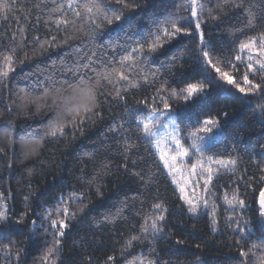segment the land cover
Returning a JSON list of instances; mask_svg holds the SVG:
<instances>
[{"label": "trees", "instance_id": "16d2710c", "mask_svg": "<svg viewBox=\"0 0 264 264\" xmlns=\"http://www.w3.org/2000/svg\"><path fill=\"white\" fill-rule=\"evenodd\" d=\"M37 2L26 0L23 7L27 10ZM84 2L74 0L73 7L83 12ZM182 2L135 0L139 7L134 11L126 10V19L113 25L97 19L100 27L87 16L75 18L67 0H56V4L44 0L42 9L38 13L33 11L28 20L22 12H17L21 17L19 23L13 18L0 20V53H10L14 46L11 34L18 32L21 25L27 37L25 45L17 47L15 58L24 59L27 53L28 59L22 65H15V72L6 81L7 88L0 85V113H3L0 147L5 148V153L0 154V193H3L9 216L7 224H0V229H9V236L16 241L13 251L23 249L19 264H40L48 247L54 243L53 234L57 230L44 218L49 211L51 219H63L68 225L63 237H55L61 240L60 254L53 257L57 264H106L108 256L115 257L111 264H130L137 257L142 258L144 264L149 260H155L156 264H242L239 249L247 251L252 244H261L257 201L264 184L252 183L245 187L243 182L239 183L240 198L247 207L235 212L236 218L241 227L244 221L250 220L251 227L256 229L254 234L245 236L239 230L233 231L235 224L229 228L225 221L213 232L208 215L188 212L154 145L138 130L137 120L146 117L148 109L143 103L137 105V101L147 100L163 109L160 97H169L172 88L203 83L205 92L200 94L202 102L196 107L185 104L182 99L169 98L181 138L185 141L186 134L200 128L204 119L217 118L221 139L207 149V154L222 159L239 158L237 177L243 175L247 180L260 175L254 161L264 163V148L260 147L264 145V123L261 122L264 115L257 107L264 105V93L245 96L219 80L214 69L199 58L198 36L180 35L163 41L164 46L147 62L138 56L139 66L128 75L134 80L138 79L137 73L140 77L147 75L148 83L140 79V87L122 91L123 99L116 97L112 86L105 84L100 91L106 88L112 95L100 97L99 115L85 122L74 134L69 126L63 137L45 136L56 112L46 107L37 111L36 105L30 103L23 106L26 102L22 97H40L46 88H67L82 76L86 81L89 77L95 80L94 72L83 67L77 71V64L88 63L90 68L100 69L109 61H119L133 48L140 45L146 48L151 33L165 26L166 19ZM60 3L65 5L66 18L76 23L58 31L54 19L62 13L48 10ZM258 4L259 0H244L245 7L254 6V13L264 16V6L255 7ZM182 14L189 15V12ZM215 14L218 20L202 24L205 39L215 49L213 63L231 72V68L225 67L224 58H228L241 70L236 76L239 81L245 67L244 58L234 60L240 55L239 44L264 31V20L258 19L254 28H248L247 13L230 5ZM49 15L53 20L46 25ZM36 36L41 40L56 36L57 46H47L48 51L41 52L39 44L33 40ZM65 38H68L67 44L63 43ZM93 53V59L88 60L85 54ZM47 103L51 104V98ZM138 108L144 110L137 111ZM7 121L12 122L11 129L7 128ZM6 130L13 140L10 147L6 144ZM125 140L133 145L127 152ZM37 141L40 142L37 154L26 156ZM237 182L231 172L221 173L219 178H214L211 187L223 195L233 191ZM25 196L29 198L27 201ZM158 203H163L166 209L163 211L165 219L161 223L163 231L153 236L150 218L161 214L153 207ZM65 207L69 209L68 216L62 214ZM57 209H61L60 215ZM73 212L75 216L71 215ZM22 215L23 221L16 224ZM146 219L148 234L141 230ZM133 236L141 239L133 240L132 247L125 251L127 241ZM8 243L9 240H0V247ZM254 251L258 256L264 248ZM0 258H3L2 252ZM255 260L250 254L248 264H254Z\"/></svg>", "mask_w": 264, "mask_h": 264}, {"label": "snow or ice", "instance_id": "6c2138e0", "mask_svg": "<svg viewBox=\"0 0 264 264\" xmlns=\"http://www.w3.org/2000/svg\"><path fill=\"white\" fill-rule=\"evenodd\" d=\"M26 0H0V20H7L9 18L15 19L17 23L20 22L21 17L17 15V12H22L24 19L28 20L31 18L33 11L37 13L42 9L44 0H38L37 3L32 4L27 10L23 7ZM53 4H56V0H52ZM74 0H67L68 8L72 9V15L77 19H82L84 16L93 23L96 24L97 19H101L102 23L107 25H113L122 22L126 19V10H135L139 6L135 3V0H85L82 5L83 12L77 10L73 7ZM232 9H243L247 13V27L254 28L258 19L264 20V16L258 17L254 11V6H244V0H183L176 8L174 14H171L165 23V26L160 27L156 32L151 33V38L146 41L147 47L140 45L137 48L131 49L126 55L122 56L119 61H109L104 64L100 69L90 68L88 63L83 65L77 64L76 70L79 71L81 67L90 69L95 73V80L93 81L91 77L86 81L83 76L75 84H69L67 88L59 89H44L42 96L31 98L28 96L22 97V101L26 103L23 106H27L28 103L36 105L37 111L41 108H50L56 112V116L52 121H50L49 128L45 131V136L57 137L58 135L63 137L69 128L74 131L78 128H82L85 122L91 121L94 117L98 116L99 113L97 109L100 107V97L107 94L112 95V93L107 92L105 88L104 92L100 89L105 86V84L112 86L116 97L123 99L121 95L122 91H127L129 88L140 87L139 80L142 79L145 83H148V76L144 75L142 77L138 76V79H132L128 73L133 72L135 68L139 66L140 60L138 56H142L143 61L147 62L149 57L157 52L160 48L164 46L163 41L172 40L180 35L192 36L196 35L199 37L198 42V52L199 58H202L207 66H210L219 75V78L226 82L228 85H234L235 89H238L240 93L245 96L256 95L258 93H264V31L260 32L258 35L250 36L245 41L239 44V52H247V60L243 70L242 76L238 81L236 76L240 74L239 67L224 58L225 67L231 68L232 71L222 70L213 63L212 55L215 49L213 46L205 39V34L202 29V24H207L209 20H218L219 16L215 13L217 10L223 12L228 6ZM264 6V0H259V4L255 7ZM65 5L63 3L52 7L48 11L50 13H62L59 17L54 19V24L56 30H63L69 24L75 25V20L67 19V12L64 11ZM182 12H189V15H183ZM205 13L207 18H205ZM37 22H39V15L36 16ZM49 20H53V16L49 15L48 20L45 24H48ZM100 27L101 24H96ZM19 37V39H17ZM10 39L13 41L14 46L10 49V53L4 54L0 53V85L7 88L6 81L8 80L11 73L15 72V65H22L28 59L27 53H25L24 59H16L15 53L17 47H23L26 43L27 37L25 35V28L23 25L20 26L18 32H13ZM33 40L39 44L41 52L48 51L47 46H57L56 36H51L50 39L41 40L39 36L33 37ZM64 44L68 43V38L63 40ZM95 53L91 56L85 54L88 60H92ZM78 59H83V57H78ZM235 61H241L242 56L236 55L234 57ZM112 65L109 67V65ZM142 71V69H141ZM252 77V78H250ZM259 78V82L257 81ZM243 85V86H242ZM160 89H157L159 92ZM70 95L65 96L64 93H69ZM205 92V85L203 83H189L186 87L182 88H172L169 93V97H160V102L163 104V109L155 107L149 104L147 100L137 101V105L143 103L148 109V115L137 120L138 130L146 138L147 142L154 144L161 152V159L164 160L165 167H168L171 171H178L176 167L178 159L183 160L184 157L192 155V150H195L197 154L195 161L191 164V171L189 177L185 178V184L192 182L193 177H199L203 180V191L210 194L212 188L210 187L213 183L214 178H219L221 175L220 169L223 168L228 172L233 174V177L237 179V186L233 190L231 198H229L227 192L224 194V201L228 204L230 208H245L247 204L244 199L240 198L239 183L243 182L245 187L252 186V183L264 184V163L260 161H254L257 169L260 172L258 177L252 176L245 180L243 175L239 177L236 176L237 165L239 158H230L227 161L223 160H213L211 157L204 159V149L207 146V142L213 138L215 133L213 129H218L219 120L217 118L204 119L201 122V127L190 132L188 135L192 139L191 145L185 147L181 142V137L179 135L180 128L177 125L176 120L172 118V106L169 103V98L182 99L185 104L191 103L193 107H196L202 102L200 97L201 93ZM48 98H51V104L47 103ZM43 101V102H41ZM258 108L262 110V115H264V105H258ZM144 109H137V111H143ZM227 115V113H225ZM3 116V113H0ZM167 121V122H165ZM264 123V121H261ZM7 128L11 129L12 122L7 121ZM123 127V125H121ZM115 130V129H112ZM209 134H212L211 136ZM6 144L10 147L13 143L12 137L9 132H5ZM43 137H41V140ZM171 141V144L168 142ZM167 144L170 153L166 152L165 149L161 148V144ZM125 152L129 150L133 145L129 144L125 140ZM174 145V147H173ZM40 147V142L37 141L34 146L30 147L25 153L28 155L37 154V150ZM264 148V145L260 146ZM5 153V148L0 147V154ZM216 164L218 167L213 169L212 165ZM11 166L10 164L8 165ZM127 167V165H125ZM247 169L244 172L247 173ZM251 182V183H250ZM197 186L199 185V180L196 181ZM181 193L185 191L181 187ZM76 194H73L75 196ZM79 199L80 197H76ZM182 199H185L188 204V212L192 215H197L198 210L201 207L200 203L194 202L191 198L182 195ZM25 201L29 198L24 197ZM202 201V206L204 208L211 207L212 219V231H217V221L215 219V209L216 205L213 203L209 205V201L206 198H198ZM258 210H257V223L259 231L261 232V244H252V246L245 251L243 248L239 249V258H242V264H248V257L251 254L256 257L254 264H264V251H261L257 256L254 249L258 247L264 248V187L260 188L259 198H258ZM156 210H160L161 214L154 216L151 219V235L156 236L158 233L163 231L161 223L164 221L165 216L163 211H166L163 203H158L153 205ZM82 210V209H81ZM57 215L61 214V209L56 210ZM62 214L64 216L69 215V209L67 207L63 208ZM75 216V213H71ZM52 213L49 211L45 215V219L50 220V225L53 229H56L54 235V243L50 245L41 258L40 264H57V260L53 257H58L60 254L61 240L55 239L58 235L59 237L64 236V229L68 227L63 219H51ZM24 219L22 215L19 220L15 223L20 224ZM9 216L7 214V205L3 203V193H0V224H7ZM226 224L229 228L232 227L233 223L235 228L233 231L239 230L245 236L254 234L256 229L251 227L252 222L250 220L244 221V226L241 227L240 220L234 216H229L226 218ZM35 224V221L32 222ZM248 229V231H246ZM144 234L149 233L148 220H145V224L141 228ZM9 240L8 244L0 247V252L3 253V258H0V264H13L15 260L16 264H19L21 258V252L23 249H16L13 251V247L16 244L9 236V229H0V240ZM141 237L133 236L131 240L127 241V247L124 249L132 247V241H139ZM179 244H183L184 241H177ZM199 247V245H197ZM115 260L114 256H108L106 264H111ZM130 264H144V260L140 257L135 258ZM147 264H156L155 260H149ZM167 264V262H164Z\"/></svg>", "mask_w": 264, "mask_h": 264}, {"label": "rangeland", "instance_id": "374dc122", "mask_svg": "<svg viewBox=\"0 0 264 264\" xmlns=\"http://www.w3.org/2000/svg\"><path fill=\"white\" fill-rule=\"evenodd\" d=\"M240 55L242 56V58H244L245 63H246L248 53L246 51L243 52V53L240 52ZM216 75H217V78L219 80H221L219 78V75L218 74H216ZM221 81H223V80H221ZM224 83H226V82H224ZM231 86H234V85H231ZM172 118H173V115H172ZM165 122H167V121H165ZM213 132L215 133V135L213 136V138L211 140H209L207 142V146L204 149V159H205V161H207L208 157H211L213 160H223V161L229 160L230 158H228V159L216 158V157H214L211 154H207V149L210 146H212L214 143H217L218 141H220V139H221L222 133H221V127L220 126H218V129H213ZM188 134L189 133H187L186 136H185V139H186L185 141H184L183 138H181V142L184 144V146L186 148L189 147V145H191V143H192V139H191V137ZM179 135H180V133H179ZM209 135L211 136L212 134H209ZM168 144H171V141H169ZM173 147H174V145H173ZM154 148L157 151V153L159 154V157L161 159L160 150L155 145H154ZM161 148L165 149V151L169 152V153L171 151L170 149H168L167 144H163L162 143L161 144ZM196 156H197V154L195 153V150L193 149L192 150V155H190L188 157H184L182 161L178 159V162H177V165H176V167L179 169L178 171H171L168 167H165L164 160L161 159V161L163 163V167H164L166 173L168 174L170 180L172 181L174 187L176 188V190L178 191L180 196L182 197V195H183L185 197H189L194 202L200 203L201 207L198 210V214H204V215L206 214V215H208L209 218H210L211 224H212V219H213V216L211 215L212 209H211V207L204 208L202 206V201L199 200L198 198L203 197V198L208 199L210 206L213 203H215V205H216L215 219L217 221L216 227L218 229L220 223L223 222V221H226L227 217H229V216L236 217L237 214L235 212H237L239 209H244V208H238V207L237 208H230L228 206V204L224 201V198H223L224 194L226 192H224L223 195H222L220 193L214 192L213 189H212V192L210 194L205 193L203 191V188H202L203 180L199 179L198 176L197 177H193L191 183L185 184V178L189 177V173L191 171V164L195 161ZM212 167H213V169H216L218 167V165L213 164ZM220 172L221 173H228V171L223 169V168L220 169ZM197 180H199V185L200 186H197V184H196ZM181 187H183L185 189V191L183 193H181V190H180ZM227 194H228L229 198H231V196L233 194V191H229V192H227ZM182 200L185 203V205L188 207V204L186 203L185 199H182ZM224 213H227V214H224Z\"/></svg>", "mask_w": 264, "mask_h": 264}]
</instances>
